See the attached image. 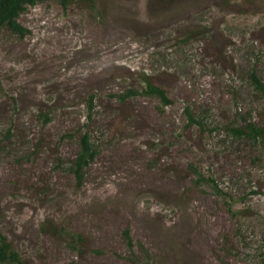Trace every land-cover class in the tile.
<instances>
[{"label": "rangeland", "instance_id": "obj_1", "mask_svg": "<svg viewBox=\"0 0 264 264\" xmlns=\"http://www.w3.org/2000/svg\"><path fill=\"white\" fill-rule=\"evenodd\" d=\"M17 21L22 37L0 28V235L25 264H264V154L226 131L264 126L246 78L264 87V0H46ZM145 76L169 105L117 102ZM83 130L97 154L75 186Z\"/></svg>", "mask_w": 264, "mask_h": 264}, {"label": "trees", "instance_id": "obj_2", "mask_svg": "<svg viewBox=\"0 0 264 264\" xmlns=\"http://www.w3.org/2000/svg\"><path fill=\"white\" fill-rule=\"evenodd\" d=\"M46 0H0V28H5L11 34H15L18 37L24 36L28 31L19 24L17 21L18 16L26 9V7L32 6L39 2ZM91 2V0H85ZM62 7H65L71 0H58ZM247 82L249 87L255 92L264 96V87L262 82L255 76L253 70L251 69L246 74ZM142 87L139 91L127 89L124 92L115 96L117 102L122 103L126 98L132 95H144L152 96L157 98L158 103L161 107H166L171 103L170 99L166 96L165 92L149 81L148 78L141 77ZM93 94L87 96V102L85 103L86 109V119H89V111L92 108ZM183 113L187 119L188 124L197 125L200 129L203 128L202 117L195 118L188 107L183 108ZM39 117L42 118L43 123H46V114L38 113ZM241 125H230L226 127V131L233 138H242L244 140L250 141V143H259L262 147V152L264 154V126H258L253 122L245 121L241 117ZM77 149L70 159L67 160V171L72 176L75 186H79L83 179L84 170L88 163L95 157L97 150L95 145L89 138V133L87 130L80 131L76 139ZM125 241L129 245L130 240L127 236V232L124 231ZM82 237L79 234H75V239L70 238L72 244L79 243ZM0 264H25L17 253L11 248L10 244L6 239L0 235ZM70 264V263H67Z\"/></svg>", "mask_w": 264, "mask_h": 264}, {"label": "clouds", "instance_id": "obj_3", "mask_svg": "<svg viewBox=\"0 0 264 264\" xmlns=\"http://www.w3.org/2000/svg\"><path fill=\"white\" fill-rule=\"evenodd\" d=\"M27 34V33H26Z\"/></svg>", "mask_w": 264, "mask_h": 264}]
</instances>
